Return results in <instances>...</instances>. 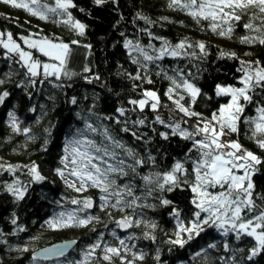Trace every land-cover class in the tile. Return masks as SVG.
Wrapping results in <instances>:
<instances>
[{"label":"trees","instance_id":"16d2710c","mask_svg":"<svg viewBox=\"0 0 264 264\" xmlns=\"http://www.w3.org/2000/svg\"><path fill=\"white\" fill-rule=\"evenodd\" d=\"M66 1L68 16L36 17L0 0V39L24 47L22 38L43 37L68 50L62 73L46 77L0 45V264H29L34 250L62 240L86 248L125 217L133 221L131 253L100 264H264V132L255 128L264 77L252 74L264 72V4L232 6L225 26L191 13L187 0ZM163 42L179 45V54L159 57ZM246 72L241 111L222 127L215 115L228 95L216 87L240 86ZM212 128L255 157L238 220L260 221L259 244L237 229L217 231L195 205L196 172L216 154L203 144ZM74 139L100 165L95 185L78 193L59 178ZM217 183L209 190L226 186ZM81 197L94 200L81 212L94 219L44 230L60 201L71 207Z\"/></svg>","mask_w":264,"mask_h":264},{"label":"rangeland","instance_id":"374dc122","mask_svg":"<svg viewBox=\"0 0 264 264\" xmlns=\"http://www.w3.org/2000/svg\"><path fill=\"white\" fill-rule=\"evenodd\" d=\"M3 1L25 8L36 17H45L56 10L62 11L60 12L61 16H68L65 9L69 2L66 0H52V4H47L40 0ZM255 2L264 4V0H187L186 6L193 14L211 16L219 24L227 26L230 18H232L230 11H227L228 9L232 6H246ZM72 24L78 27L76 22H72ZM22 43L24 47L12 40L8 35L6 39H0V45L6 50L5 52L13 53L12 56L18 59L29 73L37 74L40 72L46 77H58L62 73L68 54L67 47L64 44L43 37H25L22 38ZM26 48L34 50L36 54L45 58V60L37 58L32 54V51ZM160 48L159 57L163 56L162 53L175 56L180 51L179 45H168L164 42ZM252 74L256 78L264 77V72L256 69L253 70ZM250 79L251 74L246 72L240 78V86L217 85V94L228 95V102L223 104L220 112L215 115L217 121L220 122L221 120L222 127L223 125L232 126L237 119L241 111L240 97L246 94ZM184 89L190 95L196 93L195 89L188 84H185ZM148 97L154 100L152 93H148ZM255 128L264 132V114H258ZM220 133H222L221 129L212 128L208 130L203 140V144L215 149L216 154L208 164L201 162L200 164L204 168L196 172L193 186L196 193L195 205L198 207V211L204 213L202 219L206 220L208 224H212L217 231L224 233L237 229L238 232L253 237L259 244L261 241L260 221L258 219L252 221L238 220L244 203L248 201L247 192L250 188L251 166L255 161V157L251 152H244L241 157H237L234 153L237 149L236 145L225 146L222 143L220 144V136L222 135ZM75 140L77 139L69 141L66 145V167L59 174V178L67 188L78 193L87 187L95 185L97 176L100 174V165L94 159L93 154L86 149L84 139L82 141ZM173 178L174 174L168 175L169 180ZM214 183H225L226 186L220 185L218 191L212 192L209 188ZM232 191H236L235 195L231 194ZM65 201H60V205L64 207L57 210L54 216L44 222L43 228L45 231L68 230L74 226L76 227V222L85 224L95 218L91 214L82 215L81 212L85 208L81 205H75L74 202L76 201L73 200L68 203L71 207H65ZM105 207L106 201L101 198L97 202L96 208L103 210ZM132 227L133 221L130 223L129 230L119 235L116 231L117 224L115 222L111 230L109 229L107 236L95 239L93 245L79 250L77 249L81 247L74 246L72 252H77V255L70 252L60 259L43 263L32 260L29 264H100L98 260L107 262L109 257L114 254L122 253L128 255L131 253V248L135 242L130 231ZM120 259L122 260L123 257H120ZM130 263L131 261L129 260L127 264Z\"/></svg>","mask_w":264,"mask_h":264},{"label":"water","instance_id":"95a60500","mask_svg":"<svg viewBox=\"0 0 264 264\" xmlns=\"http://www.w3.org/2000/svg\"><path fill=\"white\" fill-rule=\"evenodd\" d=\"M80 201L84 202L83 207L86 209H89L90 207H92L94 203L92 199L87 198V197H81ZM130 222H131V218L129 217L120 218L117 222L118 231L119 232L128 231ZM75 245H76L75 239L62 240V241H58V242L40 247L34 250L30 256L33 260H39L43 262L56 260V259H60L63 256L69 254Z\"/></svg>","mask_w":264,"mask_h":264},{"label":"bare ground","instance_id":"6f19581e","mask_svg":"<svg viewBox=\"0 0 264 264\" xmlns=\"http://www.w3.org/2000/svg\"><path fill=\"white\" fill-rule=\"evenodd\" d=\"M220 134H222V133H220ZM207 135V134H206ZM223 137H227L229 140H227V141H225V140H223ZM224 144L225 146L226 145H230V144H234V142H233V140H231V138L228 136V135H226V134H222L221 136H220V144ZM235 145V144H234ZM237 147V149H236V151L234 152L235 153V155L237 156V157H241L243 154H244V150L241 148V147H238V146H236ZM91 199V198H90ZM93 200V199H92ZM93 202H94V200H93ZM74 204L75 205H81L82 207L84 206V202H82V201H77V202H74ZM95 206V202L93 203V205H92V207H90L89 209H86L87 211H89V210H91L93 207ZM72 251V250H71ZM51 261H53V260H51ZM41 262H43V261H41ZM46 262H49V261H46Z\"/></svg>","mask_w":264,"mask_h":264},{"label":"built area","instance_id":"2783aa9c","mask_svg":"<svg viewBox=\"0 0 264 264\" xmlns=\"http://www.w3.org/2000/svg\"><path fill=\"white\" fill-rule=\"evenodd\" d=\"M223 140H225V141H227V140H229L227 137H223Z\"/></svg>","mask_w":264,"mask_h":264}]
</instances>
